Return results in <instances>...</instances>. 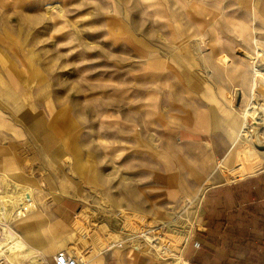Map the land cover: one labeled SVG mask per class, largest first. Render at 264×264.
<instances>
[{
  "label": "rangeland",
  "instance_id": "1",
  "mask_svg": "<svg viewBox=\"0 0 264 264\" xmlns=\"http://www.w3.org/2000/svg\"><path fill=\"white\" fill-rule=\"evenodd\" d=\"M254 12L260 17L253 19ZM263 19L264 0H0V103L27 123L44 161L39 169H0V264H38L39 253L59 250L82 252L86 264L95 253L107 258L102 264H189L184 252L187 246L199 252L194 243L201 244L207 189L228 181L222 168L232 174L242 168L235 159L221 161L211 184L201 180L194 166L203 159L184 153L192 143L173 127V96L203 84L201 93L211 97L198 105L236 109L241 118L249 96H236L235 88L248 91L255 50L239 35L250 31L264 40ZM217 62L221 68L212 73ZM223 126L228 132L224 118ZM140 167L149 174V211L125 206L126 191L138 193ZM260 170L264 162L251 174ZM35 179L41 185L33 186ZM11 195L19 206L29 201L30 246L40 252L11 246L6 231L25 242L16 224L30 215L16 211L7 225ZM115 209L161 225L175 246L181 243L176 255L163 258L150 247L136 252L141 246L129 240L101 253Z\"/></svg>",
  "mask_w": 264,
  "mask_h": 264
},
{
  "label": "crops",
  "instance_id": "2",
  "mask_svg": "<svg viewBox=\"0 0 264 264\" xmlns=\"http://www.w3.org/2000/svg\"><path fill=\"white\" fill-rule=\"evenodd\" d=\"M239 37L244 40L240 35ZM226 59L221 58L223 63L228 65L225 61L229 58ZM220 64L219 62L216 63V66L212 68V73L221 68ZM198 85L200 86L197 88H192L193 86H189L187 89L182 88L181 91L183 93H174L173 96L174 118L176 119L173 127L178 130V138L192 143L185 146L188 149L184 148V153L193 154L197 158L196 162L198 160V163L202 162L201 159L204 161L203 164L194 166V169L200 172V177H202V179H192L191 186L195 187L199 184V179H207L205 183L211 184L216 177L215 174L221 172L217 165L219 162L224 161L234 145L240 119L239 112L236 109L225 108L227 110L224 112V108L221 106L206 107L205 105H198L207 102L211 97L209 96L207 99L208 95L201 93L206 88L203 84ZM215 89L222 90L224 97L228 94V90L225 87L221 89V86L216 85ZM184 91H188V93H184ZM216 99H219L217 95ZM186 102H188L187 105H185ZM193 102L195 105H193ZM223 118L230 128L228 132L231 134V143L228 149L230 136H228V132L223 126ZM28 135L29 128L27 123L15 120L6 111L1 102L0 169L28 171L31 168L32 170L33 168H43L44 161L40 157L41 153H38L36 148L31 145ZM226 149L227 151L225 152ZM224 152V156L212 167L214 157H219ZM145 170L142 167L137 169L140 173L135 174L134 178L138 193L132 197V194L126 191L127 205L125 206L149 211L147 202L151 191L149 189L150 179L148 173L142 172ZM32 182L33 186L41 185L38 184L39 182L36 179L32 180ZM27 199L30 200L31 198L27 197ZM30 203L33 204L32 201ZM117 210L121 209L112 210V214ZM32 215L30 212L27 218L21 219L16 224L22 236L25 237L26 250L31 248V254L43 250L30 246L32 245L31 242L33 243V239L28 228L32 226ZM65 217L62 216V219L66 220ZM202 218L204 226L203 230L199 232L201 235L199 252L193 251L191 246H187L184 252V255L190 261L189 264H264V170L237 180L216 182L206 191L203 200ZM20 223L22 225H19ZM42 246L40 245V247ZM46 247L49 249L51 246L48 245ZM136 250V252L144 251L140 248H136ZM119 252H112V257H117L116 254H119ZM54 254L49 253L48 255L46 252L44 253L50 259L53 258ZM99 254H92L89 264H102L107 259L104 256L99 257ZM122 261L118 260L120 264ZM124 264H133V261L126 259Z\"/></svg>",
  "mask_w": 264,
  "mask_h": 264
},
{
  "label": "bare ground",
  "instance_id": "3",
  "mask_svg": "<svg viewBox=\"0 0 264 264\" xmlns=\"http://www.w3.org/2000/svg\"><path fill=\"white\" fill-rule=\"evenodd\" d=\"M255 13L256 12H254L253 14L252 17L253 19L260 17ZM241 37L244 40L246 39L247 42L254 44L252 46L253 49L255 50V55L253 57L254 58L253 66H252L253 70L251 76L250 75L245 76V80L247 79V82H249V84L248 83L246 84L248 85L247 87L248 91H246L242 87L235 88V94L236 96L238 95L240 98L242 96L244 97L246 92H248L249 102L245 104L243 102L242 105L240 106L242 115L241 118L239 119L238 134L235 138L233 148L230 150V152L224 159L225 163L223 164L224 166H227V164L229 165L231 160L235 159L237 163L241 165L242 169L232 174V172L231 173L230 171L227 172L228 170L225 171V169L222 168L221 170L225 172L224 177L228 181H232L233 179L244 177L247 174H251V172L253 173V171L256 172V170H258V168L261 167V165L264 162V158L262 157L264 151H261V149L264 148V130H263L264 129V66L262 65V63H264V46H262L264 40L258 39L256 37L255 32H250V31L248 33L244 31V34L243 36L241 35ZM258 60H260L261 63H258ZM242 139L251 142L252 144H254V147H250V145L244 143ZM249 162L253 163V167L248 166ZM255 162L257 163L255 164ZM30 207L31 206L29 204V201L25 205L19 206L17 198L11 195V203L6 213V217H8L7 225L9 226L12 220L16 218L13 217L16 211H17V217L19 218L27 217L31 212ZM6 232L8 236H10L11 238L12 247L16 249H23L26 247L27 243H25L23 239L20 238L21 236L18 237L9 228ZM140 249L148 251L150 248L148 246H141ZM182 263L187 264L188 262L187 260H183Z\"/></svg>",
  "mask_w": 264,
  "mask_h": 264
},
{
  "label": "built area",
  "instance_id": "4",
  "mask_svg": "<svg viewBox=\"0 0 264 264\" xmlns=\"http://www.w3.org/2000/svg\"><path fill=\"white\" fill-rule=\"evenodd\" d=\"M134 215L136 214L127 213L123 210H117L113 214L112 212L110 213L111 219L105 221L107 229L102 235L103 246L101 251L123 248L129 240L133 245L150 247L163 258H170L173 255H176V249L181 247V243L175 246L176 244L167 236L161 225L148 220L142 221V219L138 222L136 219L137 215ZM128 223L133 224L134 228H129ZM89 226H92V224H87L88 228ZM83 238H90V233L87 231L84 232ZM186 238L187 237L184 238V241L187 242L188 239ZM194 245L199 248L201 244L199 241H196ZM82 254V252L78 253L75 250H60L53 255L52 259H50L44 254L39 253L38 264H86V259Z\"/></svg>",
  "mask_w": 264,
  "mask_h": 264
}]
</instances>
